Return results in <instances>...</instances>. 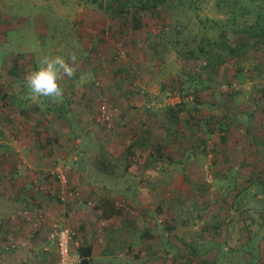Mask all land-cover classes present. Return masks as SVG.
<instances>
[{"label": "crops", "instance_id": "crops-1", "mask_svg": "<svg viewBox=\"0 0 264 264\" xmlns=\"http://www.w3.org/2000/svg\"><path fill=\"white\" fill-rule=\"evenodd\" d=\"M237 10L240 17L244 14L242 20L253 22L257 15L264 13V0H238ZM25 18L28 17L21 16L17 20ZM7 20L0 17V23ZM86 20L93 21L92 17ZM263 21L264 14L259 22ZM0 28V218L8 216L15 224V230L19 228L27 232L24 236L27 235V242L32 245V255L37 264L45 257L50 264H56L55 245L46 239L53 225L70 227L75 232L73 250L86 253L90 264H131L133 260H141L148 252V226L149 217L154 214L152 211L161 213L163 210L162 213L170 214V219L174 220L172 209H166L164 198L156 202L151 199L161 198L164 194L159 190L150 191L147 185L150 174L159 180L163 165L169 166L173 172L169 180H175V177L178 181L184 180V174L176 169L183 165L176 164L177 159L149 163L148 153L132 145L136 137L145 134L147 138L154 132L153 126L146 125L148 117H144L146 112L141 110L146 105V98L134 96L138 91L134 87L144 89V86L133 82L132 88L126 81L131 75L137 77V73L129 66L120 73L119 69L114 71L122 85V93L117 97L111 95L115 104L112 119L115 123L107 126L96 119L97 101L99 94L110 86L95 88L91 77L105 72L102 68H110L109 64L105 67L103 61L111 55V41L102 44L99 35L68 31L59 35L57 46L50 48L44 44L39 48L40 54L24 44L19 45L16 52L5 53L7 30L14 28L11 25ZM38 43L39 47L43 45V42ZM73 53L79 67L74 77L60 82L64 88L62 100L53 102L45 97L31 98L25 85V75L36 70L45 55L60 54L67 60ZM96 57L100 61H96ZM240 60L236 66L229 60V70L232 66L236 69L241 67L246 72L244 84L253 88L256 85L264 87V43ZM222 70L221 67V73ZM209 94L214 98L212 91L206 90L204 98L207 102ZM241 95L236 103H227L229 111L235 113L237 119L233 116L222 118L229 127L227 143H218L219 139L214 134L208 140L218 148L234 151L225 154L221 165H232L234 169L231 171L240 176L253 174L246 166L251 167L254 163L264 165V160H252L250 156V151L264 148L251 145L252 139L248 136L256 132V137L259 135L261 143L264 142V96L262 101L258 100L259 106L257 103L252 106L249 95ZM218 110V107L213 109L211 114L217 117ZM157 127L163 129L159 124ZM10 132L16 134L17 139L9 135ZM255 140L259 141L258 138ZM257 141L254 143H260ZM58 158L68 165L69 184L80 192L81 204L60 203L55 197L56 182L50 171ZM191 167L183 169L187 176ZM191 193L189 190V196ZM173 196L179 198L182 193L177 192ZM14 211L20 216L13 215ZM6 222L5 219L0 221V229H4ZM17 235L11 233V236ZM43 238L44 244L41 242ZM4 250H10L8 244ZM46 250L48 252H44Z\"/></svg>", "mask_w": 264, "mask_h": 264}, {"label": "rangeland", "instance_id": "rangeland-1", "mask_svg": "<svg viewBox=\"0 0 264 264\" xmlns=\"http://www.w3.org/2000/svg\"><path fill=\"white\" fill-rule=\"evenodd\" d=\"M98 2L105 3L106 0H0V17L1 19L9 20L2 21L0 26L11 25L14 28L7 30V42L4 44L5 53L16 52L19 50V45L24 44L29 45L32 49H36V53L40 54L39 48H43L44 44L50 48L57 46L60 42L59 35L61 33L63 35L68 31L75 34L77 32L80 34L90 32L92 35H99L98 38L100 40L111 41L109 50L111 55H113L106 56V59L103 61L105 67H109L110 65V68H102L105 72H100L97 77H93L92 79L104 81V83L110 86V88L107 87L108 91H106L107 94L104 97L111 98V95L117 97L119 93H122V85L118 78L114 76V71L121 65L125 68L127 66L131 67L130 70L137 73L134 83L144 86L143 89L140 86L134 87V84H132V88L134 87V89L138 90L134 92V96L146 98V106L150 105L152 107L150 108L152 115L146 113L143 116L148 117L146 119L148 124L146 125L153 126L152 131L154 130V132H152V137L154 138L162 132L157 127L159 115L156 113L166 103L167 99L164 95L168 91H176L174 89L177 81L186 82L185 88L189 85L191 88L193 85H198L200 80L204 81L206 79L210 70L206 66L196 69L197 66L195 65V69L192 71L186 65L187 61L185 59L177 58L174 49H168L167 53L158 59L149 56L150 54L146 52V31L152 33V38L153 35L158 33L162 23L157 19L147 18L145 19V23L148 29L145 28L141 33L137 32L134 34L130 26L122 25L118 21L119 19H110L116 16L113 12L109 14L104 13V10L97 7ZM214 2L215 0H197V10H188L185 3L182 5L169 0L168 14L172 20L175 18L174 16L177 18L178 16L182 17L184 22L190 25L193 31L199 32L200 28L204 29L200 25L202 19H223V14L213 10ZM21 16L28 18L21 21L17 20ZM87 17H92L93 21L88 22L86 20ZM38 42H43V45L39 47ZM114 53H121L123 58H118V62L114 61ZM110 57L112 60H110ZM108 60H110L109 65L107 63ZM96 61L100 60H97L96 57ZM138 64L141 67L137 68ZM1 65L2 53H0V67ZM112 72L114 74H111ZM234 79L238 83H241L240 86L243 94H248L250 99L254 100L257 106H259L258 100L263 97L261 88L259 86L253 88L249 84H244L242 77ZM145 80H148L146 84ZM116 84L119 86L118 88H116ZM161 84H166L167 92L164 95L161 94L159 98L152 100L151 96L153 94L158 95L160 93ZM215 89L218 88L216 87ZM185 90L187 91L188 89ZM112 105L113 107L115 106L114 103ZM141 110L145 112V108ZM112 123H115V119ZM9 135L17 139L16 134L10 132ZM154 141L156 140L154 139ZM163 142L167 147L165 154L160 152V148L159 150L156 148L151 149V153L153 154L150 160L151 163L158 162V160L168 162L170 159H179V155L175 154L177 151L176 147H178L175 141L171 140V137H167ZM224 157L225 155H218V157L213 156L211 158L209 155L202 165L198 163V165L192 166L188 176L183 172V166L176 168L180 169V172L184 174V180L178 181L176 177L175 180H169L170 178L172 179L173 172H170L169 166L165 167L164 165L159 180H155V177H152V174H150V179L147 181L150 191L159 190L164 194L161 198L159 196L151 199L156 202L164 198L166 209L169 207L172 209L171 215L174 216V220L170 219V214L162 213L163 210H161V213L159 211L156 213L157 210L152 211L154 214L150 215L148 226V252L141 260H133L131 264H201V261H197L196 259H192L191 263H189L188 259L176 258V254L167 250L168 247L165 245H167L166 242L169 240L177 245L190 244V246L193 245L203 258H206L208 255L211 257L214 252L213 248L207 247L202 242L208 233L210 234V230L205 224L207 214L209 217L216 216L218 218L216 222H221L222 224V228L219 231L220 234L213 239L225 244L224 249L228 247L233 250L245 249L247 247L245 241L250 240L251 246L253 244V247H256V250L251 252V254L257 251L264 253V240H260L264 235V199L257 197V200L251 197L244 198L242 200L243 214L227 209L226 205L221 201V195L226 194L230 190V186H228V180H223L222 178L234 173L229 172L231 170L229 167L231 166L221 165ZM210 158L216 164H212ZM65 166L69 169L68 165L65 164ZM25 171L29 170L26 169ZM32 184L34 185L33 182ZM189 190L192 191L190 196ZM252 191L253 189H250V192ZM177 192H181L182 196L179 198L173 196ZM151 199H149L150 205L152 204ZM228 199L230 200L227 196ZM218 204L221 205L220 208H218ZM217 209H220V211ZM12 214L20 216L16 211L12 212ZM4 219L7 222L4 225V229H0V264H37L35 262L36 258H33L34 256L32 255V245L27 242V235L24 236L27 232L21 231L19 228L15 230V224L12 223L13 221L8 216L0 218V221ZM11 233H18V235L11 236ZM259 240L261 246H256ZM41 242L44 244V238ZM6 244L10 248L8 251L4 250ZM187 247L189 246H183L186 251H189ZM47 248H49L48 245ZM210 248H212L213 252ZM44 252H48V250ZM40 255V257L43 256L42 253ZM245 255L247 258L250 257L249 252H246ZM40 264L50 263L47 262L45 257V260L40 262Z\"/></svg>", "mask_w": 264, "mask_h": 264}, {"label": "trees", "instance_id": "trees-1", "mask_svg": "<svg viewBox=\"0 0 264 264\" xmlns=\"http://www.w3.org/2000/svg\"><path fill=\"white\" fill-rule=\"evenodd\" d=\"M173 1L182 5L185 3L188 10H197V0ZM168 6L169 0H106L105 3L98 2L97 4L98 8L105 11L104 13L109 14L110 12H113L116 17L110 19H119L118 21L122 25L130 26V29L134 34L137 32L141 33L145 28L148 29L145 19L152 18L160 21L162 26H160L158 33L153 35L152 38V33L146 31V52L154 59L161 58L167 53L168 49H174L177 58L185 59L187 61L186 65L192 71L195 69V65L197 66L196 69L206 66V68L210 70L206 79L204 81L200 80L198 85H193L192 88L190 85L185 88L184 85L186 82L177 81L174 90L180 94L181 101L174 106L162 107L161 110L156 113L159 115L158 124L163 128L162 132L154 138L152 137V132L147 138H145L146 135L143 133L145 136H138L132 142L133 146H138L139 148H142L144 152L146 151L148 153L146 158L149 160V163H151L150 160L153 155L151 149L156 148L159 150L160 148V152L165 154L167 147L163 141L169 136L178 146L176 147L177 151L175 154L179 155V159H177L178 162L176 164L181 163L183 164V168L188 169L191 165H198V163H200L199 165H202L209 155L213 158V156H223L230 150L234 152L232 149H227L226 151L223 147L218 148L216 147L217 144L209 145L210 143H208V140L211 138V135L214 134L213 136L219 139L218 143L221 145L227 143L229 127L226 124L227 122H222V118L224 117V119H226L228 116H233L237 119L234 115L235 113L229 111L230 109L227 103L230 101L236 103L237 99L243 93L241 92L240 83L234 78L237 79L242 77L244 79L243 76L246 74L241 67L236 69L232 66L229 70L228 63L230 64L229 60H232L234 66H236L237 63L241 61L240 57H244L249 54L250 51H253L257 45L264 43V21L262 23L259 22L264 13L262 15H257V19L253 22H247L245 18L242 20L244 14L241 17L237 14L238 0H215L213 10L217 13L223 14V19H202L200 25H202L204 29L200 28V31L196 32L191 29L190 25L184 22L182 17L178 16L177 18L174 16L175 18L172 20L168 14ZM104 41L106 40H102V44L105 43ZM59 56L61 55L59 54ZM113 58L114 61L118 62L117 54L114 53ZM110 60H112L111 57ZM110 60H108V62H110ZM139 67H141V65L138 64L137 68ZM214 67H217V69L214 70ZM221 67L223 68L222 73L220 72ZM124 68L125 67L122 65L119 66L118 72H122ZM97 76H92L91 79ZM135 78H137L135 75L134 77L131 75L126 81L132 86L133 82L136 80ZM92 81L95 83V88H106L107 83H104V81L95 79H92ZM233 83L237 84V88L231 93L221 91V85ZM216 87L218 89H215ZM260 88L264 96V87ZM185 89L188 90L186 91ZM107 90L98 96L97 120L100 107L104 100H106L107 106L113 112V100L110 97H104L107 94ZM206 90H211L214 95V98H211L210 94L208 95L207 99L210 103L204 98ZM166 92V84H161L160 93L155 98H152L151 96V99L155 100L156 98H159L161 94L164 95ZM190 96L192 97V101L186 100ZM260 100H262V98H260ZM249 102L252 106L256 105V102L252 99H250ZM217 107L219 108V113L217 117H214V115L211 114V111ZM143 108H145L147 114L149 113L152 115L150 112V108L152 107L150 105L148 107L145 105ZM234 118L231 119L234 120ZM112 119L113 116L109 124L106 122H98L109 126L113 122ZM223 132L224 134L221 135ZM248 136H251V145H257L259 147L262 145L264 148V142L261 143L259 135L256 137V132L255 134H249ZM256 138H258L259 141L255 140ZM154 139L156 141H154ZM254 141L260 142L261 144L254 143ZM263 152L264 150H252L250 151V156L252 157V160H264ZM59 159L60 158L55 159L54 163H58ZM172 161L173 160L170 159L168 162ZM211 163L216 164L214 161ZM229 166H231L229 167L231 170L234 169L232 165ZM246 167L247 169H251L250 171H253V174H244L240 176L235 172V175L228 174L223 178V180H228L230 192L228 191L229 193L222 194L221 201L226 205L228 210L238 212L239 214H243L242 200L244 198L257 197L264 199V165L254 163L251 168L249 166ZM231 170L229 171L228 169L230 173H234V171L232 172ZM69 173L70 172L68 171V181ZM69 187L74 189L70 184ZM250 189H253V191L250 192ZM223 193H225V191H223ZM227 196L230 200H227ZM67 203L81 204L82 200L81 202L68 201L65 204ZM220 206L221 205L218 204V208H220ZM118 207L121 208L120 206ZM217 210L220 211V209ZM217 219L216 216L209 217L207 214L206 222L204 221L210 230V234L208 233L207 237L204 238L205 241L203 240L202 242L205 243L207 247L213 248L214 252L212 248H210L213 252L211 257L208 255L206 258H203L199 252L195 250L193 245H177L171 240L166 242L167 245L165 246L168 247L167 250L174 252L176 258L188 259L189 263H191L192 259H196L197 261H201V264H264V253L257 251L251 254V252L256 250V247H253V244L251 246L250 240L245 241L247 247L240 250H233L229 247L224 249L225 244L214 240L213 238L220 234L219 231L222 228L221 222H216ZM260 240H264V235ZM260 240L256 246H261ZM182 245L189 246L187 247L189 251H186ZM246 252L250 253V257L247 258L245 255ZM80 255L82 258L80 264H90L86 253H80Z\"/></svg>", "mask_w": 264, "mask_h": 264}, {"label": "built area", "instance_id": "built-area-1", "mask_svg": "<svg viewBox=\"0 0 264 264\" xmlns=\"http://www.w3.org/2000/svg\"><path fill=\"white\" fill-rule=\"evenodd\" d=\"M118 58H123L121 53H118ZM221 91L225 93H231L237 88V84H223L221 85ZM157 95L153 94L152 98H155ZM164 97H166L165 106H174L181 101V96L176 91H168ZM154 100V99H152ZM186 100L192 101V97H188ZM113 116V112L107 106L106 100L100 107L98 121L110 123V120ZM69 169L65 164L58 160V163L51 169L50 174L56 182L55 197L61 203H66L68 201H78L81 202L80 192L71 189L69 187V181L67 178V172ZM75 238V232L70 227H59L53 225L50 231L47 233V241L53 243L56 249V264H80L82 258L80 253L73 250V240ZM13 247V246H12Z\"/></svg>", "mask_w": 264, "mask_h": 264}, {"label": "clouds", "instance_id": "clouds-1", "mask_svg": "<svg viewBox=\"0 0 264 264\" xmlns=\"http://www.w3.org/2000/svg\"><path fill=\"white\" fill-rule=\"evenodd\" d=\"M78 61L75 53L66 60L63 56L45 55L41 58L39 67L27 73L25 85L31 98H50L53 102L62 100L64 88L61 81L71 79L78 71Z\"/></svg>", "mask_w": 264, "mask_h": 264}]
</instances>
